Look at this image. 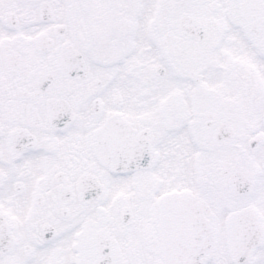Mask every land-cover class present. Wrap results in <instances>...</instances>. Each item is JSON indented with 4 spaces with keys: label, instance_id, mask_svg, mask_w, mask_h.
I'll use <instances>...</instances> for the list:
<instances>
[{
    "label": "snow or ice",
    "instance_id": "6c2138e0",
    "mask_svg": "<svg viewBox=\"0 0 264 264\" xmlns=\"http://www.w3.org/2000/svg\"><path fill=\"white\" fill-rule=\"evenodd\" d=\"M0 264H264V0H0Z\"/></svg>",
    "mask_w": 264,
    "mask_h": 264
}]
</instances>
